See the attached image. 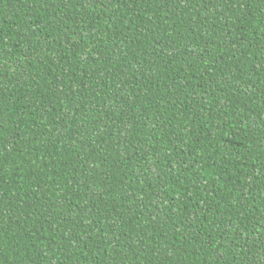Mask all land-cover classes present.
I'll return each instance as SVG.
<instances>
[{
  "label": "trees",
  "instance_id": "obj_1",
  "mask_svg": "<svg viewBox=\"0 0 264 264\" xmlns=\"http://www.w3.org/2000/svg\"><path fill=\"white\" fill-rule=\"evenodd\" d=\"M0 264H264V0H0Z\"/></svg>",
  "mask_w": 264,
  "mask_h": 264
}]
</instances>
